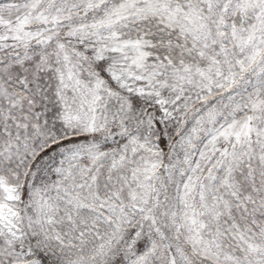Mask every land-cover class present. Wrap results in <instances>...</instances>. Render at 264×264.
Listing matches in <instances>:
<instances>
[{"label": "snow or ice", "instance_id": "1", "mask_svg": "<svg viewBox=\"0 0 264 264\" xmlns=\"http://www.w3.org/2000/svg\"><path fill=\"white\" fill-rule=\"evenodd\" d=\"M0 264H264V0H0Z\"/></svg>", "mask_w": 264, "mask_h": 264}]
</instances>
